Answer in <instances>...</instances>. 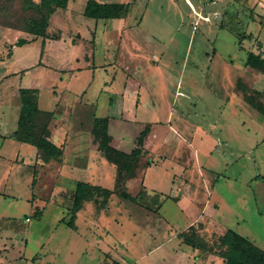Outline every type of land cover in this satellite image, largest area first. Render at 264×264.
<instances>
[{"label":"rangeland","instance_id":"1","mask_svg":"<svg viewBox=\"0 0 264 264\" xmlns=\"http://www.w3.org/2000/svg\"><path fill=\"white\" fill-rule=\"evenodd\" d=\"M109 1L130 5L126 22L130 27L122 33V22L95 21L83 13L81 17L87 19L89 25L95 27L98 23L94 67L83 71L78 69L87 64L82 58L87 49L86 42L70 48L64 40L53 41L49 56L45 58L52 68L44 72L34 69L24 77H10L0 84V97L6 95L7 87H26L27 79H31L33 84L40 81L43 90L41 106H47L50 103L49 87L56 85L55 88H59L65 85L62 82L65 81L73 92L89 87L86 97L94 103V114L106 117L117 112L113 100H118L125 91L137 95L141 88L147 101L139 114L141 121L147 123L157 119L166 122L169 116L172 118L174 115L177 125L188 120L195 127L192 149L198 154H193L190 159L188 154L178 166H192L187 173L198 186L195 190L199 193L197 209L203 216L197 222V218L190 222L191 219L182 214L178 200L184 192L179 190L169 191L178 193L177 201H174L175 197L166 200L158 211V204L153 199L157 198L159 203L164 197L149 190L145 192L146 198L140 197L143 188L139 187L136 179L126 190V198L115 193L105 201L99 194L88 201L92 206L84 203L81 209L84 216L109 215L104 227L98 226L100 230L93 229L86 221L76 227L75 221L76 229L87 225L90 227L88 235L95 233L98 237L84 238L67 225L73 204L71 187L58 193L54 202L51 192L56 184L55 178L50 180L43 172L37 178V186H33L32 169L27 167L18 171L12 167L9 173L0 176V190H4L6 185L3 191L6 195L1 194L0 197V264H199L195 261L198 256L194 258L189 253L190 247L179 237L184 231L190 232L192 225L209 246L218 243L223 232L234 229L264 248V180L259 177L264 175V115L253 109L242 96L234 95L227 100L225 92H228L230 75L224 74L223 67L225 63L232 62L237 68H243L247 53L259 50L250 37L242 36L248 33L257 39L260 22L251 21L245 6L233 1L226 10L238 19L231 22L221 12L215 17L213 10L209 11L210 15H205L211 18L196 16L185 0ZM192 1L196 5L206 3L208 10L213 5V0ZM72 2V8L83 11L84 0ZM63 11L60 9L53 16L49 32L51 38L64 36L69 41V35L73 37L77 32L73 28L69 30L72 24L64 23ZM40 16L37 10L29 8L25 0H0V29L24 31L33 17ZM84 29L83 34L87 37V28ZM240 36L243 39L241 45ZM6 38L11 41L15 36L6 34ZM134 44L142 50L139 55L133 52L139 57H132ZM12 46L6 48L3 45L0 52L12 53L9 49ZM212 58L215 59L212 61ZM130 59H133L132 63ZM126 65H130L131 70ZM5 67L2 65L0 68ZM60 69L76 71L69 81L70 71L62 80V75L58 74L65 71ZM249 74L256 85L262 86L259 74ZM13 94L7 96L4 107L0 108L8 122L4 128L6 132L16 129L23 100L20 91ZM151 98L156 101V106ZM118 115L121 114L118 112ZM114 124L117 126L118 123ZM140 131L138 124L126 126L123 134L127 138L123 141L117 128L110 129L115 142L124 143V151L132 150ZM87 139L82 141L83 145H87ZM73 151L71 147L68 153ZM0 153H7V163H10L9 154L21 153V158L28 160L26 153H37V148L8 138L6 142L0 141ZM102 153L106 161L102 167H107L111 161L105 152ZM147 164H150L148 156L142 157L137 176ZM170 166L172 162L168 168ZM1 178L5 181L2 182ZM121 188L116 186L117 190ZM167 193L164 194L169 195ZM33 194L34 202L29 200V195ZM211 198L216 201L212 202L215 212L213 206L206 205ZM37 209L41 210L38 217L35 216ZM205 209L206 212L201 213ZM128 217L134 220L133 223L127 220ZM209 254L208 250H200L201 257Z\"/></svg>","mask_w":264,"mask_h":264},{"label":"crops","instance_id":"2","mask_svg":"<svg viewBox=\"0 0 264 264\" xmlns=\"http://www.w3.org/2000/svg\"><path fill=\"white\" fill-rule=\"evenodd\" d=\"M72 1L73 0L69 1L68 7L66 9H62L64 10L62 14V19L64 23L66 25L68 24V26L72 24L69 27L70 28L69 30L73 28L77 32L76 35L73 37L69 35V41L64 36L62 38L50 37L51 33L49 32V28L52 23V18L61 8L57 9V11L51 17L50 24L47 29L48 37L46 38L42 36H35L33 34L24 31L12 30L9 28L0 29V45L2 42L4 43L3 45L6 48L7 46L13 45L12 47L9 48L12 50V53L9 52L6 54V51L4 50L0 52V62H1L0 67L2 65L7 66L5 68H0V84L5 83L6 80L12 76L21 75L22 77H24L27 74V72H30L34 69H38L41 72H44L45 70L48 71L49 69H51L52 67L47 64L45 58L49 56L48 54L50 51V46L53 41L61 42L64 40L65 42L69 43L70 48H73L82 42H86L87 49L85 55H82V58H85L87 64L84 67H80L78 69L83 71L84 69H88L92 66L93 67L95 66V55L97 52L96 40L99 37L98 34L99 28L97 26L98 23H96L95 27L94 25L91 26L88 24L89 22H87V19L81 17L85 12V8L88 0H84L85 6L83 11H77L74 8H72L73 7ZM97 1L99 3H109V4L112 3L109 0H97ZM232 1L237 4L241 3L242 5L245 6V9H247L249 12L251 21L260 22L259 24L260 34L257 39L254 38L253 34L248 35V33H244L242 37L244 36L250 37L257 44L259 49L255 53L262 54L264 57V0H213L212 8H209V10L207 8L208 6L206 3L205 4L197 3L198 6L192 0H185V3L188 4L190 10L196 16L199 15L204 18H211L206 16L210 15L211 12L209 11L213 10L215 11L214 12L215 17L219 15V13L221 12L220 14H222L225 17V19L226 18L229 19L230 20L229 22H231V20L233 19L236 18L238 19V17L231 16L232 14H230V12L226 10V8L231 5ZM115 3H122V2H115ZM220 4H222V6H219ZM258 9L261 12H259ZM207 12L208 14H204ZM129 14H130V10L128 15L124 18H116V19H108V20L106 19L96 20L93 18H89L87 16L86 17L95 21L117 20V22H122L121 30L123 33L127 28L130 27L126 25ZM249 26L250 24L248 25V27ZM85 27L87 28L86 30L87 32H85L88 34L87 37L84 36L83 34L84 33L83 30H85L84 29ZM104 32H106V28L103 30V33ZM6 34L15 36V39L11 41L7 40ZM261 37L263 38L260 40ZM19 39H26L29 42L22 46H18L16 45V43L19 41ZM239 39H240L239 44L240 45L243 44V39L241 38V36L239 37ZM132 46L133 47L131 48V52L132 53L136 52L139 55V53L142 51L141 48L135 44ZM33 52L35 53V55H33ZM106 52H110V50H107ZM250 52H254V51H249L247 53V57ZM70 53H73V51H70ZM136 53H133L132 57H139L137 56ZM214 59L215 58H212V61ZM77 60L81 61L80 58H77ZM246 60L243 68L242 67L237 68V66L232 62H227L223 65L226 71L224 74L230 75L228 92H225L227 94V95L225 94L226 98L227 100H231V98L234 97V95H239L242 96V98L244 99L243 93L241 91H238L237 89H234L236 88L238 80L242 79L244 83L248 87H250V89L261 92L262 94L261 100L264 102V73L252 67L247 66ZM132 61L133 59H130L131 63ZM126 66L127 68L129 67V69L131 68L130 65H126ZM60 70L65 71L63 73L62 72L59 73V71H57L59 73L58 75H62L61 76L62 80L64 79L65 76L68 75L70 71L71 76L67 79L69 81L72 79L73 74H75L76 71V69L73 70L60 69ZM250 72L254 74H259L258 76H261L260 85L262 86L256 85L252 81V78H250L251 76L249 74ZM27 80H28V86L26 87L20 86L19 88H15V89L13 87L11 88L7 87V91L5 92L6 95L0 97V108L4 107L3 105L4 101H6L7 98L13 94V92H15V94L17 95V92L19 91L20 94H22L24 90L29 91L31 94L30 96L31 100L37 103L40 109L54 113V117L49 127L51 132L49 139L62 149L63 154L59 160H51L50 162L47 163L40 158L38 149H37V153H26L28 154L27 156H29L28 160L24 157L21 158L22 157L21 153H11L9 154L10 157L9 160L11 162L7 163V158H6L7 153H0V168L2 171L0 173V176L9 173V169H12V167H16L14 169L18 171L28 167L29 170L32 169L34 172L33 179L31 182L33 185V180L36 179L37 181V178H39V176H41V174L43 175V172H45L50 177V180L55 178L56 184L54 183L55 186L53 187L51 192L54 197V202L56 201L57 194L67 189L68 187H71L74 192L75 189L77 188L78 182H86L92 185L102 186L115 191L117 186L118 170L116 165L113 163L107 165V167H102V165L106 164L105 163L106 161L105 159H103L104 153H102V151L99 149V144L95 141V135L93 134V129H94L95 120L97 118H104V117L96 116L94 114V103L93 102L91 103L86 97L89 87L85 89L82 88V90H79L78 92H73L68 88L69 86L66 85L65 81H62L64 82L65 85H61V86L58 85L59 88H55L56 85H52L51 87H49L50 92L48 94H49L50 103L48 102L49 104L47 106H41V97L43 94V90L41 89L42 86L40 84V81L36 82V84L35 83L33 84L31 79H27ZM36 80L38 81V79ZM225 80L227 81V79ZM141 92L142 90L140 88L137 92V95L133 93L128 94L127 91L122 93L121 97L118 100L115 101L113 100V104L117 105V112L113 115L106 116L110 118L109 134L112 136V145L122 151H124L123 148L124 143L120 141L115 142L114 136L110 132L111 128L113 129L117 128L118 131L120 132V136H122L124 141L127 138V135L123 134V131L125 130L126 126H133L138 124L140 126L141 131L136 136L135 143H133L134 145V147L132 148L133 150L137 146L136 142L140 133L146 127H150V132L148 136L145 138L144 152L143 155L141 156V158L142 157L146 158L148 156V163L150 164H147V166L141 170L140 175L137 176V171H136V175L127 180L126 189H128L129 186L133 184V182L136 181V179H138L139 187L142 186V188L146 191L147 190L156 191V194H161V196L164 197V199L160 201L162 203L161 208L163 207L164 202L166 200H172L175 197L174 201H177L176 197H178V193L174 192L171 194V192L169 193V191L172 190L183 191L184 193L182 194V198L178 200V207L180 206L179 210L182 212L183 215L186 216V218L189 217L191 219L190 222L195 218H197L196 219L197 222L198 220H201L200 218L203 215L200 214V209H197L198 206L197 200L199 201L198 198L199 193H197L195 190L198 186L194 184L190 174L187 173V171L191 169L192 166L186 165L185 168L178 166V164H181L182 161L186 159L188 154H189V159L193 157V154L194 155L198 154V153H193V149H192L193 134H194L193 128L195 127L193 123L191 122L189 123L188 120H186L184 124L180 123V126L177 125L176 123H174L175 120V118L173 117L174 115H172V118L171 116H169L166 122L159 121L157 119L147 123L141 121L139 119V114L141 113L142 110L145 109L144 105L147 103L145 99L146 97L144 98V94H142ZM178 93L181 94V92H177V94ZM151 101L152 104L156 106V101L154 100V98H151ZM20 111H21V104H20ZM118 112L121 115H118ZM181 118L179 121H181ZM18 120H16L17 127H18ZM116 122L118 123L117 126L116 124H114ZM6 123L8 122L4 119V110H0V141L2 142H6L10 134L17 129L16 127L15 130L6 132L4 130V128H6ZM167 125L168 127H166ZM165 127L167 128V130ZM171 136H175V137H171ZM86 137L88 138L87 139L88 141H86L87 145L85 144L83 145L82 141H85ZM172 139H175V141H173ZM73 143L75 144L72 145ZM23 144H27V143H23ZM71 147L74 148V151L68 153ZM132 150H128L125 152L131 153ZM186 150H190L191 153L190 152L186 153L187 152ZM68 154H70L69 157H67ZM170 162H172V166L168 168ZM186 163L187 160L184 161V165ZM3 179L4 178H1V181ZM4 181L5 180H3L2 182ZM168 182L170 183L169 187L167 185ZM33 186H37V183ZM4 187H5L4 190H0V197H2L1 194H5L3 193V191L6 190V185ZM165 192L166 193L168 192L167 194L171 196L165 195L164 194ZM113 196H115V194H113L112 197ZM212 196L213 194L209 197ZM29 197H31L29 198V200H31L32 202H34L36 199L34 197V194L32 196L29 195ZM214 201L215 199L213 200L211 198V201L210 202L207 201L206 205L207 207L213 206L215 212L216 207L212 204V202ZM85 203L87 204L88 207L92 206V204L89 203L88 201H86ZM161 208L158 211H160ZM192 212L194 213L193 216L191 215ZM202 212L205 213L206 209L205 211H201V213ZM107 217H109V215L106 213L94 217L88 215L84 216L82 215L80 210L78 212V217L76 219V227L80 226L86 221L88 225L93 229L100 230L98 229V226L104 227L106 221H109ZM127 220L130 223H133L134 221V220H130L129 217L127 218ZM204 223L207 224L206 222ZM192 224L195 223L192 222ZM89 226L85 225L83 229L81 227L78 229L76 228L73 229L78 234L82 235L84 238L92 237L97 239L98 237L95 236L96 235L95 233L94 234L90 233L88 235L89 232L88 229L90 228ZM225 232L220 234L223 235L225 234ZM130 252L132 251L130 250ZM190 252L193 254L194 258L198 256L197 259H195V261L200 262L199 264H225L224 259L218 255L210 253L209 255H205L201 257L200 250L194 249L192 247H190L189 249V253Z\"/></svg>","mask_w":264,"mask_h":264},{"label":"trees","instance_id":"3","mask_svg":"<svg viewBox=\"0 0 264 264\" xmlns=\"http://www.w3.org/2000/svg\"><path fill=\"white\" fill-rule=\"evenodd\" d=\"M29 8H33L40 13V17H33L29 21V26L23 29L25 32L35 36H47V29L50 19L57 9H66L70 0H25ZM130 5L126 3H99L97 0H88L85 8V16L99 19H116L124 18L128 15ZM26 39H19L16 43L18 46L27 44ZM246 65L264 73V57L262 54L250 52L248 54ZM236 89L243 93L244 100L258 112L264 114V102L261 100V92L252 90L242 79H239ZM23 100L21 103V111L18 120L17 129L10 134L9 138L31 144L39 150L40 158L44 162L51 160H59L63 151L49 138L50 123L54 117V113L44 111L39 108L38 104L30 98L29 91H23ZM110 118H97L94 122L93 134L95 141L99 144V149L108 156L111 163L115 164L118 170L117 186L121 189L111 190L102 186L92 185L86 182H78L77 188L73 192V204L71 210V218L67 225L75 228V221L78 212L83 208L86 201L92 200L96 195L104 196L108 201L111 196L117 193L121 197H128L126 192V183L129 178L136 175L138 164L144 152L145 138L150 132V127H146L137 138V146L131 153L122 151L112 145V136L109 134ZM264 180V175L259 176ZM33 180V185L36 184ZM122 190V191H121ZM146 190L142 189L139 193L140 197H145ZM157 196H160L157 194ZM153 202L158 204L159 210L162 203H158V199L154 197ZM41 210L37 209L35 216L40 215ZM190 232H182L179 237L183 242L199 250H208L210 253L218 255L224 259L225 264H264V249L255 245L248 237L243 236L234 229H228L225 234L219 238V242L213 246H209L203 236L199 234L196 227L192 225ZM218 249L219 251H215Z\"/></svg>","mask_w":264,"mask_h":264}]
</instances>
